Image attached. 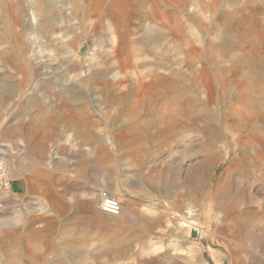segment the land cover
Returning a JSON list of instances; mask_svg holds the SVG:
<instances>
[{"label":"rangeland","instance_id":"rangeland-1","mask_svg":"<svg viewBox=\"0 0 264 264\" xmlns=\"http://www.w3.org/2000/svg\"><path fill=\"white\" fill-rule=\"evenodd\" d=\"M97 3L96 21L90 23ZM227 12L249 25L258 20V35L250 32L242 46L244 52L251 46L261 54L260 63L236 61L239 34L225 47L219 44L224 40L219 18ZM44 13L52 15L47 20ZM252 69L260 82L255 89L243 76ZM33 71L35 79H48L44 89L26 83ZM99 71L114 89L95 79ZM236 80L250 94L264 88V0H0V264H8L14 253L23 264H264V258L257 260L260 248H248L250 238L234 237L229 214L191 199L184 183L191 164L212 142L203 128L208 114L221 124L219 113L229 103L236 110L245 107L246 100L238 98L243 88L231 84ZM61 87L91 95L85 146L63 125L56 96ZM110 90L124 94L125 105L108 106L104 100ZM225 90L233 91L231 99ZM178 91L195 95L203 116L184 123L168 117L158 127L147 123L153 108L161 110ZM45 113L50 116L47 132L32 130ZM257 124H264V112ZM241 131L244 145L239 132L231 146L224 134L214 142L225 159L214 164L212 183L231 160H237L231 167L238 169L233 181L244 187L249 185L240 176L245 166L263 175L264 153L256 150L264 137ZM79 153H87V160ZM157 177L160 186L153 182ZM137 185L146 197H139ZM102 188L120 197L122 219H131L132 227L100 211ZM88 194L95 202L83 211L79 204ZM53 201L60 211L52 209ZM44 215L48 222L35 219ZM185 219L198 225L187 228ZM13 220L21 222L13 226L19 235L30 231L43 238L37 262L21 254L17 244L2 243ZM56 226L75 227L78 258L62 248L65 238H58Z\"/></svg>","mask_w":264,"mask_h":264},{"label":"bare ground","instance_id":"bare-ground-1","mask_svg":"<svg viewBox=\"0 0 264 264\" xmlns=\"http://www.w3.org/2000/svg\"><path fill=\"white\" fill-rule=\"evenodd\" d=\"M98 7L99 5L97 3L96 8H94V14H93L94 16L91 15L90 16L91 18L89 17L90 23L91 22L94 23L96 21V19L94 18H96L95 11L97 10ZM44 14L47 20L52 15L51 13L50 14L44 13ZM219 20H221L222 22V31L224 34V40L221 43L219 42V44L222 47H225L227 44H229L228 42L229 38L235 36V34L237 35L239 34L240 38L238 40L239 42H241V44L236 47L234 46V49H233V50H236V52H240L241 50V53H239L238 56L236 57V61L242 65H247L250 63H255V64L260 63L262 59L261 54H257L251 48V46L248 48L249 49L248 51L244 52L245 48L242 46V44L247 41L248 35L251 34L250 32H252L255 36L258 35L259 28L261 27L260 24H258V20H257V23L254 22V23H250L249 25V22L247 20L245 21L243 18L235 16L234 12H227L225 15L222 14ZM181 40L182 39H180V41ZM233 59H235V57ZM115 72L116 74L112 76V80H115L117 78L118 71H115ZM219 72L224 74L226 77H228L226 78L227 80L233 81L231 74L228 76L227 71H225V69H220ZM243 73H244L243 76L245 78L246 83H247V79L249 80L248 83L250 82L247 85V87H251L249 89H255L256 87H260V82L257 79V70H254V69H252V71L244 70ZM103 74L104 72L99 71L95 73L94 77L95 79H97L98 82L104 84L107 87V89H111V88L114 89V87L112 86V83L104 82L105 80L103 79L104 78ZM30 75L31 76L29 77V80L26 83L31 82L30 83L31 86L32 84H34L33 86L35 87L39 86L43 88V86L48 82V79H43V80L38 79V78L35 79L36 73L34 71L33 73H30ZM32 77L33 79L30 81ZM60 80L61 81L63 80L65 85H67L66 82H68V80L66 78H63ZM82 80H83V77H82ZM88 84H89V81H88ZM231 84L233 85L238 84L240 88H243V92L241 93L240 97L238 96V98L246 100L245 107L243 109L236 110L233 107V105L229 103L226 106V108L223 110L221 109L222 111L221 113H219L221 116V121H220L221 124H219L218 117L216 118L215 114L213 113L208 114L207 118L209 119V122L204 123L203 128L208 132L209 136L211 137L212 142L209 143V145L206 147V152L201 154L202 155L201 158L197 157L196 161L191 164L190 168L187 170V173L185 175L186 180L184 181V183L186 185L185 187H187V191H189L190 193H193V197H190L191 199H193L194 201H200V202L202 201L203 204L205 202L206 205H209V206L211 205L215 211L216 210L223 211L229 214V217L231 218L230 225L234 226V229L232 230L234 237L238 239L239 241H241L245 237L250 238L248 242V248H250L251 250L253 248L254 249L260 248V251L258 252L260 257L257 258V260L261 262L260 259L264 258V173L263 175H253L251 172L247 171L246 169L247 166H245L246 167L245 171L242 170L240 176L243 178L246 177L248 179L249 185L244 187L241 185V182L239 179H235V181H233L234 180L233 176L238 172V169L231 167V165H234L237 163V160H231L228 163V165L219 173V175L216 178V181L212 183L213 177H212L211 170L214 164L216 162H221L223 159H225V157H220V154L215 152V149L219 147V145L215 144L214 142H219V135L224 134L223 136L225 137L228 136L230 138V142L227 141L228 146L229 145L231 146L233 143H235V140H233V138L238 136V132L242 135L241 142H242V145H244L243 138L245 139V134H243V131L241 130L245 128H247V130H249V132H251L252 134L257 135L259 133L264 137V124H257V121L261 119L262 114L264 112V88L261 87V89L257 90L255 94H250L249 89L242 87L243 85L240 82H237V80L235 82H232ZM68 85H70L69 82H68ZM73 91L72 89H69V87H61L56 92L57 93L56 96L58 97V100H59L57 109H60L62 111L61 113L58 112V114L60 113L62 115L61 120L64 122L63 125L66 126L67 130H70L71 135L78 138L81 144L82 145L84 144L85 146V144H88L89 142V122H90L89 119L90 117L87 111L91 106L90 103H92L91 102L92 100H90L91 95L89 94V92H87V90L81 91V92H73ZM225 91L227 92L226 95L228 97L230 96V99H231L232 98L231 94H233L232 93L233 91L232 92L230 90H225ZM107 93L111 94L112 90H110V92H107ZM125 100H126V96L124 94H117V95L111 94L110 98L108 99L106 98L104 102H107L108 106L118 108V107H121V105H125L123 104ZM164 105L165 106L162 107L161 110L155 109L156 107L153 108L152 110L153 115L149 116L147 123L153 124L158 127L164 124L166 121H168L166 120V118L168 117H169L168 118L169 120L170 119L173 120L175 117H178L180 119V122L184 123L187 120L191 121L192 118L197 119L203 116V114L201 113L200 103H198V98L195 95L187 96L186 93L182 91H178L177 93H175V95H173L168 100V103L166 102L164 103ZM163 109H166L167 112L163 113ZM205 114L207 113L205 112ZM39 118H41L40 122L34 121L33 122L34 129H32V127L31 129L36 130L37 132L40 131V132L46 133L47 128H48L47 122L49 121L50 116L48 113H45L42 115V117H38V119ZM214 124H215V127H214ZM263 143H264V138L262 140H259V144L257 145L258 148L256 150L257 153H264V149L262 148ZM141 147H142V144H140L138 148H136V150L138 151ZM134 154L137 157L140 156V153H134ZM79 158L81 160H87V153H79ZM238 160L240 162H245L243 158H239ZM138 176H139L140 182H145L147 179L142 173H140ZM159 179L160 177H157V179H155L153 182L160 186ZM256 181L258 182L260 181V182L253 185V183H255ZM136 187H137V192H139V197L140 198L146 197V194L141 188V186L137 185ZM27 188L29 190L28 186ZM111 194L116 196L120 200V197L117 196L115 192ZM94 202H95L94 195L88 194L85 201L79 204L80 209H82L83 211L89 210ZM57 203L53 201L51 207L52 209L54 207L55 209L60 211L61 208L58 207L59 206L58 204L60 203L58 204ZM227 205H228V208H226ZM121 210L122 208H120V211L118 212V214H115V215L109 214V213H105V214L107 216H112V217L117 218V220L120 221L121 223L126 222L125 223L126 225L132 227L133 221L131 219L128 221H125V219H122L124 218V216ZM193 211L194 209L192 210L189 209L187 212L191 213L189 215H192ZM39 218L41 219L45 218V222L49 221V218L45 217V215L40 216V217H35L36 220H38ZM19 220L22 222L23 225L21 224V226H23L24 228L25 226L24 222L26 223L24 217L19 218ZM13 221L15 222L12 223V227L4 235L6 238L4 237L5 239H3L2 243L6 244L9 248H13V246L17 244L16 245L17 249L18 251L20 250L21 254L26 255L31 261L37 262L39 260V251L41 249V245H43V242H44L43 238L39 234H37V232H30V231H28L27 233L23 235H19V233L17 232V227H13V226H15L16 224L18 226L19 223L21 222L20 221L17 222L16 220H13ZM182 223L187 228L198 225V222L194 219H185ZM56 229H58L59 235L61 236L58 238H62V237L65 238V240H63L64 242H63L62 248L72 249L73 258L74 259L78 258L81 253L80 251L81 243L76 241L75 238H73V235L75 233V227L63 226L60 229L59 227L57 228L56 226ZM81 233L83 232L81 231ZM111 235L112 234L107 235L109 240H110ZM1 238H3L2 235H1ZM101 247L103 248V251L106 250V249L104 250L103 246ZM109 248H112V247H109ZM97 254H99L98 251H97ZM23 255L22 257H26ZM87 259L88 258H86V260ZM7 262L8 264H17V262L19 264H23L21 263V258H19L18 255L15 256V253L14 255L7 257Z\"/></svg>","mask_w":264,"mask_h":264},{"label":"built area","instance_id":"built-area-1","mask_svg":"<svg viewBox=\"0 0 264 264\" xmlns=\"http://www.w3.org/2000/svg\"><path fill=\"white\" fill-rule=\"evenodd\" d=\"M98 208L103 213H109V214H118L121 208V202L120 200L112 195L107 189H99L98 190Z\"/></svg>","mask_w":264,"mask_h":264}]
</instances>
